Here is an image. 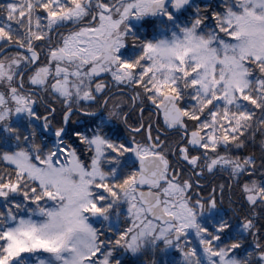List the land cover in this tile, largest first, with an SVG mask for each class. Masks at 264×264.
Segmentation results:
<instances>
[{"label": "snow or ice", "instance_id": "6c2138e0", "mask_svg": "<svg viewBox=\"0 0 264 264\" xmlns=\"http://www.w3.org/2000/svg\"><path fill=\"white\" fill-rule=\"evenodd\" d=\"M0 264H264V0H0Z\"/></svg>", "mask_w": 264, "mask_h": 264}, {"label": "flooded vegetation", "instance_id": "af4514ba", "mask_svg": "<svg viewBox=\"0 0 264 264\" xmlns=\"http://www.w3.org/2000/svg\"><path fill=\"white\" fill-rule=\"evenodd\" d=\"M225 204H227V199L225 200Z\"/></svg>", "mask_w": 264, "mask_h": 264}]
</instances>
